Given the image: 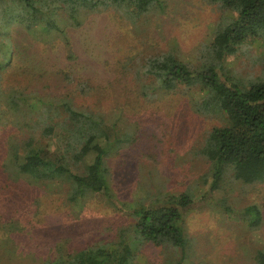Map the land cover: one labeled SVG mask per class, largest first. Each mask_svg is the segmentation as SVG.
Returning a JSON list of instances; mask_svg holds the SVG:
<instances>
[{"label": "rangeland", "instance_id": "rangeland-1", "mask_svg": "<svg viewBox=\"0 0 264 264\" xmlns=\"http://www.w3.org/2000/svg\"><path fill=\"white\" fill-rule=\"evenodd\" d=\"M163 1V9L135 20L123 9L90 10L79 26L56 8L61 28L49 30L39 23L29 24L24 0H0V71L4 70L0 80V264H44L58 256L57 249L66 254L117 241L135 222L126 210L162 202L169 193L179 194L188 187H201L210 163L198 150L209 131L224 124V119L196 111V88L144 96L134 68L129 67L139 62L136 57L163 50L197 61L223 9L215 0ZM232 60L233 72L245 84L251 82L264 70V41L248 40ZM64 71L72 74L71 82L65 80ZM82 83L91 88L85 94L75 93ZM10 94L32 97V104L35 95L50 101L69 94L75 107L103 113L122 132L131 124V143L116 150L107 162L113 199L90 194L74 203L68 199V185L44 186L18 173L10 156L16 142L34 134L40 146L52 150L56 144L40 138L41 115L23 116ZM92 160L89 155L87 162ZM72 164L73 171L83 172L85 165ZM251 203L259 204L264 213V183L237 182L229 186L223 201L213 204L208 198L186 209L184 226L193 243L185 264H258L256 254L264 248V218L259 228L252 229L239 213L226 208L239 212ZM138 257L140 264H165L167 259L164 249L153 242L142 245Z\"/></svg>", "mask_w": 264, "mask_h": 264}, {"label": "trees", "instance_id": "trees-1", "mask_svg": "<svg viewBox=\"0 0 264 264\" xmlns=\"http://www.w3.org/2000/svg\"><path fill=\"white\" fill-rule=\"evenodd\" d=\"M215 1L223 9V16L210 41L200 49L197 61L185 60L175 50H163L136 57L139 62L129 67L134 68L143 95L196 88V111L221 115L224 119V124L209 131L198 150L210 163L201 187L198 190L188 187L179 194L169 193L162 202L130 208L126 212L135 222L131 231H123L117 241L98 242L66 254L58 253L57 249L58 256L44 264H140L136 259L139 260V249L146 242L164 249L165 264H185L193 243L184 226L185 210L208 198L213 204L223 201L229 186L237 182L264 183V70L245 84L231 69L232 58L241 45L252 39L264 41V0ZM24 2L29 24L39 23L49 30L61 28L55 17L56 8H62L71 24L79 26L90 10L123 9L135 20L165 7L163 0ZM3 75L4 70L0 71V80ZM64 78L68 83L73 80L66 71ZM87 87L91 88L82 83L75 93L85 94ZM35 97L37 100L32 104V97L10 94V101L19 113L23 111V116L40 114L39 122L44 123L40 138L54 140L56 146L52 150L40 146L37 142L40 139L34 134L16 142L10 156L18 173L44 186L68 185L67 196L74 203L90 194L101 193L113 199L112 173L107 162L116 150L131 143L134 135L128 129L131 124L125 125L122 132L103 113L75 107L69 94L50 101ZM89 155H93L90 163ZM69 164L85 166L83 172H75ZM226 208L228 212L239 213L249 228H259L263 223L264 213L257 203L248 204L239 212L231 206ZM256 261L264 264V248L258 250Z\"/></svg>", "mask_w": 264, "mask_h": 264}]
</instances>
